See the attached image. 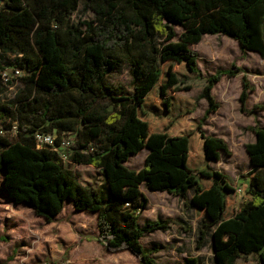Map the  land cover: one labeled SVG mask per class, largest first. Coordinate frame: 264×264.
<instances>
[{"label": "trees", "instance_id": "trees-1", "mask_svg": "<svg viewBox=\"0 0 264 264\" xmlns=\"http://www.w3.org/2000/svg\"><path fill=\"white\" fill-rule=\"evenodd\" d=\"M80 8L93 18L72 19ZM173 25L184 29L177 50L166 48L177 36ZM218 34L264 59V0H0V85L6 77L0 98L14 86L7 68L21 72L13 98L0 99L3 195L47 222L69 201L76 212L96 214L97 241L105 252L127 251L139 264H157L141 239L166 231L169 223L139 225L148 203L141 187L165 192L201 216L199 242L210 233L215 264L249 256L264 264V129L250 128L255 139L245 145L252 167L248 200L237 208L236 184L210 166L228 152L222 139L206 135L201 126L172 134L150 123L161 112L155 97L174 88L178 74L185 72L184 86L201 88V98L212 105L214 84L239 72L232 66L201 76L196 53L187 46ZM121 64L130 66L131 93L115 94L106 85ZM249 89L243 78L241 102ZM168 99L162 107L170 114L165 122H172L176 109ZM36 132L56 133V145L68 141L66 160L98 169L105 193L80 183L51 146L38 148ZM192 137L200 139L203 161L189 167L197 155L189 151ZM143 149L148 150L143 168L126 167ZM185 264L199 262L189 258Z\"/></svg>", "mask_w": 264, "mask_h": 264}, {"label": "rangeland", "instance_id": "rangeland-1", "mask_svg": "<svg viewBox=\"0 0 264 264\" xmlns=\"http://www.w3.org/2000/svg\"><path fill=\"white\" fill-rule=\"evenodd\" d=\"M79 18L91 20L93 16L80 8L72 16L75 20ZM172 27L177 36L166 43V48L177 50L182 47L178 37L184 29L180 25ZM187 48L196 53L197 67L203 79L232 66L238 68L239 72L232 77L223 76L214 84L212 105L201 98V88L184 86L185 72L178 74L174 77L176 86L166 87L165 96L155 97L154 104L161 112L157 116L150 114L151 127H162L172 134H178L201 126L206 135L222 139L228 146V152L221 153L219 161L210 162V166L240 189V195L236 197L239 208L248 200L246 185L252 167L245 145L255 139L250 128L264 129V59L254 52L242 51L236 41L219 34L205 35L198 44ZM6 57L13 59L12 55ZM175 69L178 70L177 67ZM6 73L14 86L7 89L0 99L10 101L20 85L18 79L21 75L15 74L11 68H7ZM243 78L248 81L250 89L247 99L241 102ZM105 82L115 94L131 93L130 66L119 65L108 74ZM5 83V78H2L0 86L3 87ZM168 98L176 112L171 114L173 121L167 123L165 120L170 114L164 113L162 103ZM148 100L151 106L152 97ZM182 117L185 119L182 120ZM199 142L200 139L197 142L190 138L189 151L197 155L191 158L189 167L203 161ZM70 147L58 152L63 155L70 151ZM147 154L148 150L143 149L138 156H130L125 166L139 171L144 166ZM64 162L76 173L80 183L102 189L105 193L106 182L98 169L69 164L67 160ZM141 190L148 203L139 212V225L157 220L169 223L166 231L145 234L141 239L142 246L152 253L156 263L185 264L187 259L195 258L199 264H215L210 233L202 243L199 242L201 216L176 196L149 192L144 187ZM97 237L96 214L76 212L72 204L66 201L59 216L47 222L37 217L25 204H13L3 195L0 182V264H139L137 258L127 251L105 252ZM236 264H258V261L256 257L249 256L239 259Z\"/></svg>", "mask_w": 264, "mask_h": 264}, {"label": "built area", "instance_id": "built-area-1", "mask_svg": "<svg viewBox=\"0 0 264 264\" xmlns=\"http://www.w3.org/2000/svg\"><path fill=\"white\" fill-rule=\"evenodd\" d=\"M15 74L21 75L20 71L16 70L14 71ZM5 77V76H4ZM6 80V77H5ZM3 128L0 126V134L3 133ZM13 131H15V127H13ZM34 139L36 141V144L38 148L44 147V146H51L60 156L63 160H66L65 153L61 155L58 151L59 149H65L69 147L70 143L68 141H63L59 145H56L55 139H57L56 133H43V132H36L34 134ZM238 192H240V189H237Z\"/></svg>", "mask_w": 264, "mask_h": 264}, {"label": "crops", "instance_id": "crops-1", "mask_svg": "<svg viewBox=\"0 0 264 264\" xmlns=\"http://www.w3.org/2000/svg\"><path fill=\"white\" fill-rule=\"evenodd\" d=\"M248 180H249V179H247V181H248ZM239 195H240V192L237 191V193H236V197L239 196ZM67 202H69V201H67Z\"/></svg>", "mask_w": 264, "mask_h": 264}]
</instances>
